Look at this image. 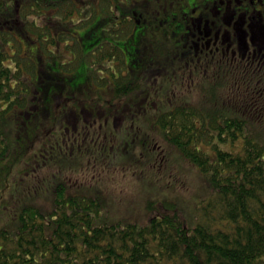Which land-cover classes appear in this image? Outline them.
I'll return each mask as SVG.
<instances>
[{
  "label": "trees",
  "instance_id": "16d2710c",
  "mask_svg": "<svg viewBox=\"0 0 264 264\" xmlns=\"http://www.w3.org/2000/svg\"><path fill=\"white\" fill-rule=\"evenodd\" d=\"M152 1L0 0V264H264V80L233 103L212 82L190 88L192 101L162 80L148 87L180 86L162 64L189 52L181 10L164 57L133 35ZM61 44L72 59L59 60ZM131 143L151 144L152 172L164 146L196 167L205 198L189 216L151 199L137 223L75 183L81 162L104 170L117 165L104 151Z\"/></svg>",
  "mask_w": 264,
  "mask_h": 264
},
{
  "label": "rangeland",
  "instance_id": "374dc122",
  "mask_svg": "<svg viewBox=\"0 0 264 264\" xmlns=\"http://www.w3.org/2000/svg\"><path fill=\"white\" fill-rule=\"evenodd\" d=\"M175 2L178 4L176 5ZM183 2H185V0H154L152 2H146L144 5H140L143 6L142 9L139 8L142 12L137 9V6L139 5L133 6L131 3V5L128 6L129 9H136L141 14L140 18L142 23H139L134 28L133 35L142 32V39L147 40L151 37L148 48L151 49V52L152 50H155L153 55L156 59L160 56L164 57L167 54V52H164V50L159 48L161 47L160 43L167 40L162 39L165 33L170 36V31L166 29L165 24H171L174 22L170 16L177 15L180 12L181 7H184L182 6ZM112 7L115 12L114 6ZM96 36L97 34L93 33V37L95 38ZM172 38L175 41L176 39H182L181 37L176 38L175 34H172ZM118 41L124 43V46L128 50H136L139 47L137 41L130 36ZM59 46L58 51L60 53V61L73 58L72 54V56H68V51L63 49L62 44ZM262 53L263 51L261 50V54ZM191 56L192 54L188 52L185 61L181 58L173 64H162L164 69L173 72V74L178 76L176 81H179L180 74L182 75L180 78V86L178 83L171 82L168 76H163V79L156 78V82L153 81L147 83L145 79L144 82L148 87H161L160 80H162L165 83L163 88L177 92L179 99L188 98L191 101L192 98L187 97L191 93L190 88L196 89V85H199L200 83L207 85L211 82L217 85L215 89L216 96L217 98L220 96L222 101L225 99L227 102H232L233 99L230 100V97L233 93L236 94L235 98L238 99V101L240 98L248 95L250 98V92L256 87L254 79L251 82L250 91L247 87L249 82L248 77L245 76L243 81V78L237 72L232 75V79H225L224 82L216 79L215 81L206 82L203 80L201 82L199 81L202 77H200V74L195 73V75H190L192 65L190 64L191 61L189 60V57ZM251 71L254 76L257 75V69L255 66ZM261 88L264 90V87ZM131 137H133V135H131ZM121 140H125V137H121L119 141L114 138L115 145L117 143L121 144ZM159 144L160 141H157L154 145L158 146ZM150 145L151 144L148 143L147 146L144 147L142 144L131 143L130 146H126L123 152L121 151L122 155H113L112 158L104 151L108 156L106 158L108 159L107 163H110L113 159L117 165L115 164L113 166V164H109L108 168L102 170L101 166L103 167V165L106 164L104 161L99 163L96 168L95 166H92L90 162H81L83 166L81 168H84V170H80L76 173L73 180H75V183H88L89 186L98 189L104 198L105 196L108 197L109 202L111 203V207L108 206V208L111 209L110 211L114 213V215L122 218L124 217L137 223L145 222L143 218H147L148 215L145 204L151 199V201H155L153 202L156 204V208H160V202L167 200L172 202V205L175 206V208L183 211L186 216H189L192 209L195 208V204L200 201L205 194V185L202 182L200 173L196 167L191 166L186 161L182 160L181 157H179L168 146L162 148L163 158L159 161L156 171L152 172L148 166L151 154L149 148ZM37 146L38 144L35 145L34 149H37ZM113 147L115 150L117 149V145L116 147ZM120 148L123 149L122 147ZM159 148L160 147H158L156 151H158ZM28 155L29 152L26 153L27 157ZM73 164L75 165L74 162ZM154 167H156L155 164ZM42 171L46 172V168H43Z\"/></svg>",
  "mask_w": 264,
  "mask_h": 264
},
{
  "label": "flooded vegetation",
  "instance_id": "af4514ba",
  "mask_svg": "<svg viewBox=\"0 0 264 264\" xmlns=\"http://www.w3.org/2000/svg\"><path fill=\"white\" fill-rule=\"evenodd\" d=\"M182 6L190 75L224 82L237 72L248 77L249 91L253 79L264 80V0H185Z\"/></svg>",
  "mask_w": 264,
  "mask_h": 264
}]
</instances>
